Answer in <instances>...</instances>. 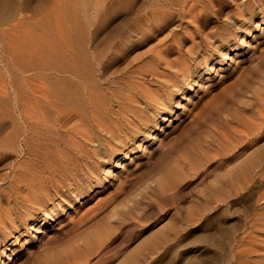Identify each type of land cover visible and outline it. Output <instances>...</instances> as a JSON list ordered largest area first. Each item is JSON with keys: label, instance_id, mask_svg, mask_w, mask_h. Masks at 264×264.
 I'll use <instances>...</instances> for the list:
<instances>
[{"label": "rangeland", "instance_id": "rangeland-1", "mask_svg": "<svg viewBox=\"0 0 264 264\" xmlns=\"http://www.w3.org/2000/svg\"><path fill=\"white\" fill-rule=\"evenodd\" d=\"M85 2L12 0L0 17V189L33 183L34 172L60 181L47 182L42 205H22L18 192L2 200L15 217L0 226V264H242L232 236L248 218L264 236V0ZM85 17L91 83L62 55L39 63L54 47L66 54ZM174 42L187 74L165 66L157 102L130 106L137 71ZM52 75L77 83L78 101L50 94ZM81 129L93 143L77 142ZM169 165L180 171L171 182ZM259 243L251 264H264Z\"/></svg>", "mask_w": 264, "mask_h": 264}, {"label": "bare ground", "instance_id": "bare-ground-1", "mask_svg": "<svg viewBox=\"0 0 264 264\" xmlns=\"http://www.w3.org/2000/svg\"><path fill=\"white\" fill-rule=\"evenodd\" d=\"M79 1H81L84 5H86L85 0H79ZM67 3H69V2H67ZM101 5H102L101 6L102 7V17H101L100 21L98 22L99 27L107 25V23H109V21H108L109 20L108 19V17H109L108 16L109 15L108 5H106V3L101 4ZM64 7H66V6H64ZM66 9H67V7H66ZM68 10H69V8H68ZM11 11H12V0H0V17L4 18ZM83 11H84V9H83ZM90 19H91L90 17L89 18L87 17L85 19V21L82 22V24H80V25L78 24L79 27L77 29H75L73 31L71 30L70 34H68V41H67L68 45H67V53L66 54H61L58 51V49H56V47H54L55 49H53V50L55 52L54 53H48L47 55L41 56L39 63H41L43 65V64L51 62L53 64L52 59L53 58L60 59L61 55H62L64 57H66L65 58L66 61L64 62V65L66 64L68 67H70V70H72L73 72L80 71L83 74L85 81L91 83L92 80L90 79V75H89V63H88L89 57H88L87 51L83 47V40L85 37V32H83V29H82V26L85 25V29L88 26L86 35L88 37V35L91 34L89 27L91 26L92 22ZM172 53H176V55L174 57H170V55ZM185 54H184L179 42H174L172 48L167 46V45L165 47V43L160 48H158V50L156 51V54H155V62L149 63L146 68H143L142 70L137 71L136 78L134 79L133 84H132L133 93H129L125 96V98L127 99V103L130 106L132 105V107H134L136 109H141V107H142L141 106V102H142L141 100H145L146 102H148L149 100L157 102L155 92L153 91L154 90L153 85L157 82L159 83V81L163 82V80L164 81L168 80L167 78H165V66L170 67V68H174V71H180L182 74H184V73L187 74L186 73L188 70L187 66H185V64L183 65V63H186L185 62ZM159 64H161L164 67V69L163 68L160 69ZM204 67H205L204 68L205 70L209 69V67H207L206 64H204ZM170 71L171 70H168L169 73H172V71L171 72ZM196 72L197 71L195 70L194 75H192V73H193L192 72V73L185 76L184 80H185V83H187L188 88L191 86L192 82H194V80H195L194 76H195ZM51 77H52L51 80L53 83H51L50 87L47 86L50 94H52L53 96H59L60 95L61 97H62V95H64L70 101H78L79 96H80V91H79V85L77 83H73L72 81H70V80L68 81L66 79L59 80L58 77L53 76V75ZM176 89H180V87L176 86ZM168 98L170 99V97H168ZM162 104L166 105V103H162ZM115 113H119L122 116V118L126 119L127 121L133 120V118H134L133 115H135L133 110H129L128 114H123V112H121L119 110L116 111ZM139 115L140 114H137V116H139ZM162 118H164V117H162V116L161 117H159V116L153 117V123L151 124V126H149L150 127L149 128V135L152 134V132H150L151 128L155 129L158 126V123ZM80 134H81V136L77 139L78 143L86 144V143H93L94 142V138H92L89 131H87L85 129H81ZM152 137H154V135H152ZM147 147L148 146H146V148ZM261 151L258 152L260 155L262 153ZM93 152L97 153V149H94ZM249 160H250V158H249ZM249 160L245 159V160L241 161V163L238 164L237 175L239 174L240 176L244 177L247 174L246 172H247L249 165H250V162H251ZM115 164L116 163L114 162V159L109 160L107 162L108 166L106 168V172H109V170ZM179 173H180V171H179V168L177 167V165H169L166 169L163 180L164 181L168 180L169 182H171L178 176ZM31 176H34L36 180H34L33 183H31L29 181H25V182H29V184L26 183V185L24 187H21L18 184H14V185H12L11 190L3 191L2 189H0V226H7V225L9 226L14 222V217H15V215L13 214L14 212L11 211V208L9 205H7L5 207L2 203L3 199H5V201H7V202L10 201V192L11 193H17L18 192L22 196V198L24 199L22 205L27 204L28 207L36 205V204L42 205L43 201H44L43 196H45L48 192L47 182L48 181H51L52 183L56 182V181H54V179L52 177L53 174L52 175L49 174L48 176H46V175H43L42 172H34V174ZM251 178H249V179H251ZM59 182L60 181H57L54 184V186L56 184H59ZM161 184H162V182H161ZM263 196H264V188L260 194V198H262ZM27 206H25V207L27 208ZM33 216H35V215H33ZM257 222H258V224L264 225V223H262L261 221H257ZM31 223L32 222H30L28 224L29 227H32ZM46 223H48L47 220L43 218V221L38 226L35 227L36 232H39L40 229H42ZM244 230L245 231H243L242 234L238 238H236V236H232L233 239L235 238L234 239V241H235V243H234L235 247L234 248L239 249V253L242 255V264H251L252 259L250 258L249 254L255 250H258L257 246L260 244L259 242L264 243V238H263L264 236L263 237L261 236V234L259 233L260 228H258L257 224L253 220H250L249 218L247 220V227H245Z\"/></svg>", "mask_w": 264, "mask_h": 264}]
</instances>
